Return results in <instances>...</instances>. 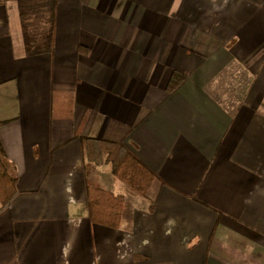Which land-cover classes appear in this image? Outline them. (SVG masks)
Here are the masks:
<instances>
[{
  "label": "crops",
  "instance_id": "0c3cea01",
  "mask_svg": "<svg viewBox=\"0 0 264 264\" xmlns=\"http://www.w3.org/2000/svg\"><path fill=\"white\" fill-rule=\"evenodd\" d=\"M45 10L26 25L0 2L17 180L0 264H264V0H55L53 25ZM51 25V51L29 55ZM86 139L131 151L147 194L88 161ZM87 186L126 199L119 228L91 221Z\"/></svg>",
  "mask_w": 264,
  "mask_h": 264
},
{
  "label": "trees",
  "instance_id": "16d2710c",
  "mask_svg": "<svg viewBox=\"0 0 264 264\" xmlns=\"http://www.w3.org/2000/svg\"><path fill=\"white\" fill-rule=\"evenodd\" d=\"M3 1L8 0H0V2ZM17 2L23 19H28L32 13L37 14L38 8H42L46 10L45 14L42 15L43 18H40L46 19V12L49 10V17H51L53 25L55 0H17ZM52 25L44 43H27L29 55L51 51L54 38V26ZM184 79V76L175 75L169 90L173 91ZM84 144L83 151L88 161L98 165L111 163L113 174L117 179L140 195L145 196L147 194L154 174L123 144L99 139H86ZM5 156L6 154L0 144V212L8 209L17 196V180L10 174L6 166ZM87 197L89 215L93 223L109 228L121 226L122 213L126 203L123 196H115L103 189L87 186ZM153 204L151 209H153Z\"/></svg>",
  "mask_w": 264,
  "mask_h": 264
},
{
  "label": "rangeland",
  "instance_id": "374dc122",
  "mask_svg": "<svg viewBox=\"0 0 264 264\" xmlns=\"http://www.w3.org/2000/svg\"><path fill=\"white\" fill-rule=\"evenodd\" d=\"M46 16H47V19H48V17H49V10H47V12H46ZM34 17H33V13H32V15L31 16H29V19L27 20V22H26V25H29V24H31L33 21H34ZM51 19V17H49V20ZM44 27V26H43Z\"/></svg>",
  "mask_w": 264,
  "mask_h": 264
}]
</instances>
